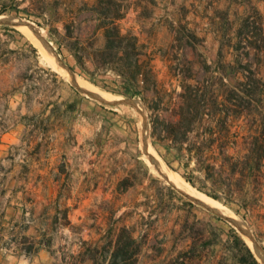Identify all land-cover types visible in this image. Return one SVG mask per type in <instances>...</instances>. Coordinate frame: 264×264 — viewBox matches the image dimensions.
<instances>
[{
	"label": "rangeland",
	"instance_id": "rangeland-1",
	"mask_svg": "<svg viewBox=\"0 0 264 264\" xmlns=\"http://www.w3.org/2000/svg\"><path fill=\"white\" fill-rule=\"evenodd\" d=\"M18 2L19 9L39 12L38 0ZM122 2L127 15L121 27L162 55L154 65L168 92L179 91L174 72L188 75L189 68L200 80L222 76L231 85L246 70L264 81V52L250 51L245 57L246 49L237 47L234 36L246 16L264 30V0ZM4 17L35 27L36 32L28 31L39 45L19 21L5 24ZM37 22L42 21L23 12L0 15V136L6 135L2 144L7 145L1 160L8 169V198L17 188L25 208L33 205L44 220L42 238L25 247L48 241L54 264H107L103 248L109 251L118 231L126 228L136 241V264H166L180 253L193 264H240L244 253L234 245L235 232L263 264L233 222L195 205L151 169L149 156L163 160L150 143L142 102L115 93L117 84L109 73L96 76L92 84L68 72L74 59L64 48L47 44V29ZM41 48L103 96L85 95L43 58ZM52 103L57 105L51 114ZM69 104L76 110L68 111ZM54 198L57 208L48 205ZM226 208L264 255V217H259L264 209L243 220Z\"/></svg>",
	"mask_w": 264,
	"mask_h": 264
},
{
	"label": "trees",
	"instance_id": "trees-1",
	"mask_svg": "<svg viewBox=\"0 0 264 264\" xmlns=\"http://www.w3.org/2000/svg\"><path fill=\"white\" fill-rule=\"evenodd\" d=\"M19 3L0 0V15L23 12L41 20L36 24L47 29L48 43L74 59L68 67L72 73L92 84L96 76L109 73L115 93L142 102L152 147L185 182L243 220L264 209V81L254 72L241 71L239 82L229 85L222 76L196 79L189 68L188 75L174 72L179 91L168 92L154 65L162 55L121 27L127 15L122 0H38L37 13L19 9ZM255 24L246 16L234 33L245 57L250 51L264 52V30ZM232 239L244 253L240 264H258L237 233ZM48 243H42L46 249ZM109 246L102 250L107 264H136V241L126 228ZM181 254L166 264H193Z\"/></svg>",
	"mask_w": 264,
	"mask_h": 264
},
{
	"label": "crops",
	"instance_id": "crops-1",
	"mask_svg": "<svg viewBox=\"0 0 264 264\" xmlns=\"http://www.w3.org/2000/svg\"><path fill=\"white\" fill-rule=\"evenodd\" d=\"M56 103L50 104L49 111L52 114L56 109ZM55 107V108H54ZM75 111L74 104L68 105V111ZM48 111V112H49ZM47 113V112H46ZM6 135L0 136V264H54V258L42 243L30 247L28 251L25 242L36 243L42 238L43 215L38 216L33 205L25 208L21 196H18L17 188L8 198V169L2 166V155L7 145L2 144ZM18 174L15 173V179ZM22 190L23 184H20ZM50 206L57 208L58 199L49 200Z\"/></svg>",
	"mask_w": 264,
	"mask_h": 264
},
{
	"label": "bare ground",
	"instance_id": "bare-ground-1",
	"mask_svg": "<svg viewBox=\"0 0 264 264\" xmlns=\"http://www.w3.org/2000/svg\"><path fill=\"white\" fill-rule=\"evenodd\" d=\"M15 21H17V20H15ZM23 26H21V29L29 36V38L36 45H39L38 39L34 35H32L30 33V31H32V30H30L25 25H23ZM25 28H27V29H25ZM28 30H30V31H28ZM43 42H45V41L43 40ZM41 53L43 55V58L52 67L58 68L62 72L66 73V75H67L66 77L68 79H70L71 82H73L79 89L84 91L87 95L95 96V97L96 96H98V97H102L103 96V93H101L98 90H96L90 84L82 82L81 80L76 79L73 76L69 75V73H68L69 71L67 70L68 72H66L65 69L63 67H61V66H63V64L61 65L59 63L61 66L59 64H57L55 58L53 56H51L46 50H43L41 48ZM149 157H150V159H152L151 161L148 162L150 164L149 166L151 167V169L154 170V172H156L158 175H160L167 183H169L171 186H173L176 190H178L182 195H184L185 197L190 199L192 202L203 206L204 208H206L207 210L211 211L212 213H214L216 215H219V216H222V217H227V218L234 216L233 213L230 210H228L225 206H223L219 202L211 199L210 197L198 192L196 189H194L192 186H190L178 174H176L175 172L171 171L168 167H166V165H164V163L161 162V160L159 158H156L154 155H153L154 159L151 156H149ZM236 225L241 229V231H243L242 234L245 235L246 240H247L246 242L249 244V246H251L253 248V252L256 255V257L264 264V255H263V253L250 241L249 238L251 236H250V234L245 232L246 231L245 227L243 225H240V224H237V223H236ZM251 239H252V237H251ZM252 241H254V240L252 239Z\"/></svg>",
	"mask_w": 264,
	"mask_h": 264
},
{
	"label": "water",
	"instance_id": "water-1",
	"mask_svg": "<svg viewBox=\"0 0 264 264\" xmlns=\"http://www.w3.org/2000/svg\"><path fill=\"white\" fill-rule=\"evenodd\" d=\"M14 20H17V21H19V23H21V24H23V25H25V26H27L30 30H32L33 32H36V28L35 27H33V26H31V24H29L28 22H26V21H23L22 19H19V18H15V17H4V20H3V22L2 23H5V24H12L13 25V21ZM47 44H48V42H47ZM51 48V47H50ZM65 67V66H64ZM66 68V67H65ZM71 74H72V72L68 69V68H66ZM73 75V74H72ZM80 91H82V90H80ZM85 95H86V93L84 92V91H82ZM96 99H98V98H96ZM100 102H103L102 100H100V99H98ZM130 102V101H129ZM182 195V194H181ZM183 196V195H182ZM193 203V202H192ZM195 205H197V206H200L199 204H196V203H194ZM216 215V214H215ZM217 216H219V215H217ZM221 217V216H220ZM228 220H230L231 222H233L235 225H236V223L233 221V220H231L230 218H228ZM237 226V225H236ZM238 227V226H237ZM238 230H239V232L240 233H242L243 231H241V229L238 227ZM245 232H247L248 234H250L251 235V237L253 238V240L255 241V239H254V237H253V235L251 234V232L248 230V229H246L245 228ZM256 242V241H255ZM257 243V242H256ZM260 248V247H259ZM261 249V248H260ZM262 250V249H261ZM263 252V251H262ZM252 253V252H251ZM256 260V259H255Z\"/></svg>",
	"mask_w": 264,
	"mask_h": 264
}]
</instances>
